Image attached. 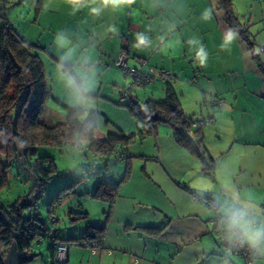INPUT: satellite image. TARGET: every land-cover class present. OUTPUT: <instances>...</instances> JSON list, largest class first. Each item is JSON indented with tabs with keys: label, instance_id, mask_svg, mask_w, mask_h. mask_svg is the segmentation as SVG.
Instances as JSON below:
<instances>
[{
	"label": "crops",
	"instance_id": "1",
	"mask_svg": "<svg viewBox=\"0 0 264 264\" xmlns=\"http://www.w3.org/2000/svg\"><path fill=\"white\" fill-rule=\"evenodd\" d=\"M8 1L5 8L18 11L19 18L14 21L6 13V20L40 58L51 81L41 120L49 126L63 122L70 107L95 113L94 135L99 139L109 133L135 134L115 158L116 170L106 166L87 186L79 208H71L89 217L87 203H95L98 221L85 229L104 224L98 245L66 241L67 260L56 263L52 241L45 238L44 246L37 240L39 249L27 264H243L241 256L225 254L219 244L209 223L214 210L193 197L211 198L221 216L225 208L240 206L233 194L264 207V72L235 32L236 39L224 44L233 30L216 0H135L122 12L99 18L70 14L64 0ZM231 1L239 13L241 1L246 5L249 0ZM61 31L70 41L64 48L54 43ZM137 33L150 37L148 47L134 46ZM193 40L207 52L203 66L196 62V47L189 43ZM121 51L128 66L168 70L173 78H154L121 97L118 88L125 79L113 66ZM69 77L80 86L89 83L87 105L78 102ZM169 92L185 116L215 119L200 130H187L192 148L179 143L166 123L156 122L141 134L143 125L128 107L149 99L163 101ZM206 94L221 105L206 106ZM68 144L81 148L86 143L75 139ZM125 173L112 202L88 194L98 181H119ZM250 218L264 220L255 208ZM50 229L57 235V229Z\"/></svg>",
	"mask_w": 264,
	"mask_h": 264
},
{
	"label": "trees",
	"instance_id": "2",
	"mask_svg": "<svg viewBox=\"0 0 264 264\" xmlns=\"http://www.w3.org/2000/svg\"><path fill=\"white\" fill-rule=\"evenodd\" d=\"M216 3L228 25L252 51L253 58L260 70L264 72V57L260 53L257 54L254 43L250 39L248 27L239 20L232 1L216 0ZM50 97L51 90L42 61L3 17V23L0 24V190L7 186L8 168L13 163L19 164L15 156L14 140L16 138L25 150V162L19 165L31 174L34 184L26 196L17 199L11 205L10 210L0 203V264H4L5 252L12 241L16 242L21 254V264H27L36 255L31 251V244L35 240L50 239L51 248L54 250L55 243L66 246L65 242L70 240L81 243L87 240L98 242L104 231V224H99L87 226L80 238L59 240L55 233L52 235V230L46 221L37 214L35 199H38L43 192L46 180L55 174L56 166L54 159L47 156L35 157L32 163L29 162V159L35 156L38 146L60 147L77 139L84 141L91 152L109 156L114 155L118 148H126L135 135L134 133H109L106 138L99 139L94 135L95 113L91 111L85 114L80 109L70 107L67 108L63 122L49 126L40 117ZM128 107L133 116L143 125L141 134L150 132L152 124L156 122L166 123L173 128L179 143L192 148L186 133L191 129L187 124L188 117L182 113L179 101L172 92H169L163 101L149 99L144 105L132 102ZM15 115L16 121H13ZM126 176L127 173L119 181H98L88 194L110 203L114 200L120 182ZM61 197L58 193L49 206L53 207L52 204L56 200L60 202ZM27 205L35 206V211H27ZM49 212L51 213V210ZM2 213L6 215V221L1 218ZM50 213L51 222V219L55 217ZM68 216L73 222L88 218L86 211L74 209L68 211ZM22 218H24L23 225ZM15 234L17 237L14 236Z\"/></svg>",
	"mask_w": 264,
	"mask_h": 264
},
{
	"label": "rangeland",
	"instance_id": "3",
	"mask_svg": "<svg viewBox=\"0 0 264 264\" xmlns=\"http://www.w3.org/2000/svg\"><path fill=\"white\" fill-rule=\"evenodd\" d=\"M6 1L0 0V24L3 23V17L7 18L6 13H8L14 21L19 18L18 11H12L11 7L5 8L6 5L9 4V1ZM241 2L242 10H240L239 13H235L241 23L248 27L250 39L253 41L256 48L258 44H264V1L249 0L246 5H243V1ZM18 33L20 34V32ZM47 83L51 89V81L49 79H47ZM208 99H213V96L206 94L205 101ZM48 102H51V99ZM60 109L62 108L60 107ZM123 153V149L118 148L115 154L121 156ZM115 154L109 157L94 156V154L85 147V144H83L81 148L74 147L72 144H65L60 147L40 145L36 148L35 156L29 159L30 163L34 161L35 157L47 156L54 159L56 166L55 174L50 179L46 180L44 190L40 197L35 199V204L38 208L37 214L46 221L49 228L52 227V229L58 230V237L64 238L69 234L74 237L80 234L82 235L88 223H97L99 209L95 205H92L95 203L90 205L87 203L86 209L89 211L90 216L86 220L70 221L67 213L68 210H71V208L75 206L79 208L78 204H82V196L87 186L97 179L98 175H100L99 173L106 172V166L110 168L111 171L112 169L116 170V165L114 164H116L118 160H115ZM7 178V186L0 190V203L6 209L10 210L11 205L17 199L26 196L32 190L34 180L31 174L17 163L11 164L8 168ZM58 193L62 196L61 201L57 202L56 200V202L52 204L53 207H50L49 203H51ZM50 210L57 219L56 222H50ZM36 241L37 240L31 244V251L34 253L39 249L36 246ZM38 241L42 242L44 246L45 243H47L45 238L38 239Z\"/></svg>",
	"mask_w": 264,
	"mask_h": 264
},
{
	"label": "clouds",
	"instance_id": "4",
	"mask_svg": "<svg viewBox=\"0 0 264 264\" xmlns=\"http://www.w3.org/2000/svg\"><path fill=\"white\" fill-rule=\"evenodd\" d=\"M134 2L135 0H64L70 14L76 15L84 12L92 18H99L105 12L120 13ZM65 33V31H61L56 34L54 43L60 48L70 44ZM235 39L236 34L230 31L224 37V44H230ZM134 41V46L137 48L148 47L151 42L150 37L144 33H137ZM189 43L196 47V62L203 66L207 58L206 50L203 46H198V42L195 40ZM256 51L258 54L259 50ZM69 84L74 89L78 102L87 105V97L84 92L89 88V83L85 81L83 86H80L75 83L73 78L69 77ZM233 198L238 200L240 206L238 208L230 206L224 209L218 225L219 230L223 233V239L227 245H238L240 248L246 249L253 264H256V261L264 259V220L258 221L250 218V210L255 208L258 215L264 216V207L255 201H240L235 194H233Z\"/></svg>",
	"mask_w": 264,
	"mask_h": 264
},
{
	"label": "built area",
	"instance_id": "5",
	"mask_svg": "<svg viewBox=\"0 0 264 264\" xmlns=\"http://www.w3.org/2000/svg\"><path fill=\"white\" fill-rule=\"evenodd\" d=\"M259 53L264 57V46H259ZM113 66L122 71L125 82L123 87L118 88V93L121 97H127L130 89L134 86L144 87L151 83L154 78H158L162 81H169L173 78V74L168 70H157L153 67H150L147 71H143L141 67H131L127 64V56L121 51L117 54ZM205 104L209 108H216L221 105V101L217 98L208 99L205 101ZM208 123H215L213 117H205L202 115L190 116L187 118V124L191 129L199 130ZM196 200H201L204 204L209 206L214 210V215L210 218L209 223L213 226V230L216 234L217 240L223 251L227 255H239L243 258V264H253L252 258L249 256V253L246 249L240 248L238 245H227L223 239V233L219 230V221L222 218L220 213L217 211V205L211 198H200L196 195L193 196ZM35 206L27 205L26 210L29 212L35 211ZM51 222H56L55 218L51 219ZM85 247H94L97 246L96 241L87 240L82 243ZM67 246L61 243L54 244V262L64 263L67 260Z\"/></svg>",
	"mask_w": 264,
	"mask_h": 264
},
{
	"label": "water",
	"instance_id": "6",
	"mask_svg": "<svg viewBox=\"0 0 264 264\" xmlns=\"http://www.w3.org/2000/svg\"><path fill=\"white\" fill-rule=\"evenodd\" d=\"M18 112L19 111H17V113ZM13 121H16V115L13 117ZM14 147H15L16 159L18 163L22 165L25 162V150L17 138L14 140ZM1 218L4 219L5 221L7 220L6 215L4 213L1 214ZM23 222H24V218H22V225ZM14 236L17 237V234H15ZM4 264H21V254L17 249V245L15 241L11 242V244L9 245V247L5 252Z\"/></svg>",
	"mask_w": 264,
	"mask_h": 264
}]
</instances>
